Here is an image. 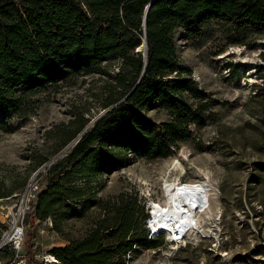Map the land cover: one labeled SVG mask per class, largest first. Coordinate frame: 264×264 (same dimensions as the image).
<instances>
[{"label": "trees", "instance_id": "obj_1", "mask_svg": "<svg viewBox=\"0 0 264 264\" xmlns=\"http://www.w3.org/2000/svg\"><path fill=\"white\" fill-rule=\"evenodd\" d=\"M149 1L0 0V111L17 112L29 96L81 74L100 73L104 62L120 58L104 103L111 108L46 168L45 185L34 203V219L51 218L54 228L90 207L100 209L82 237L50 249L59 264H125L134 245L162 243L159 234L147 241L148 229L142 231L141 225L149 215L136 196L104 199L96 194L105 175L124 167L131 156L164 157L178 148V141L191 138V124L204 123L206 105L199 104L195 114L184 98L194 82L186 77L190 70L179 66L171 32L181 24L196 37L220 20L236 38L229 43L243 45L248 36L264 34V0H154L144 30ZM143 39L146 59L136 50ZM156 105L178 108L159 130L144 114ZM76 121V127L71 122L64 129L61 143L86 124L83 118ZM45 161L34 158L36 167ZM11 191L0 187V198ZM26 264H39L33 249Z\"/></svg>", "mask_w": 264, "mask_h": 264}, {"label": "rangeland", "instance_id": "obj_2", "mask_svg": "<svg viewBox=\"0 0 264 264\" xmlns=\"http://www.w3.org/2000/svg\"><path fill=\"white\" fill-rule=\"evenodd\" d=\"M228 31V25L218 20L196 37L181 24L171 32L179 66L190 70L186 77L194 82L192 90L183 92L184 98L195 114L199 104L206 105L204 123L191 124V138L178 141V148L164 157L131 156L124 167L105 175L96 194L104 199L132 194L149 215L152 202H166V180L204 181L215 195L200 209L202 228L184 234L178 244L161 231L158 247L134 245L125 264H264V34L250 35L241 45L229 43L236 38ZM136 50L143 55V44ZM119 62L115 57L102 64L100 73L81 74L45 88L29 96L27 106L17 112L0 111V187L12 190L0 198V236L9 222L13 194L41 166H35L34 158L47 162L71 141L61 143L68 125L75 123L74 128L83 118L86 126L111 108L104 103ZM176 111L156 105L144 114L159 130ZM45 170L37 175L40 189ZM33 210L34 203L25 215L23 249L28 255L33 249L36 260L50 254L53 246L82 237L100 213L98 207H90L54 228L52 219L51 226L48 221L36 222ZM141 230H147L146 222ZM148 236L147 241L154 238Z\"/></svg>", "mask_w": 264, "mask_h": 264}, {"label": "bare ground", "instance_id": "obj_3", "mask_svg": "<svg viewBox=\"0 0 264 264\" xmlns=\"http://www.w3.org/2000/svg\"><path fill=\"white\" fill-rule=\"evenodd\" d=\"M164 192L166 194L165 203L154 201L149 206L154 219L150 222V227L165 232L170 235L169 237L175 233L186 234L194 230L197 232L203 219L200 218L199 212L205 204H208L209 197L215 195L210 185L204 181L182 183L176 179L166 180ZM175 243L178 244V240Z\"/></svg>", "mask_w": 264, "mask_h": 264}, {"label": "built area", "instance_id": "obj_4", "mask_svg": "<svg viewBox=\"0 0 264 264\" xmlns=\"http://www.w3.org/2000/svg\"><path fill=\"white\" fill-rule=\"evenodd\" d=\"M40 183L37 176L30 177L24 188L13 194L14 202L9 209V222L7 228L0 236V264H26L28 259L27 252L23 249L25 237V215L31 208L32 203L36 202L37 196L40 192ZM150 209L149 213H151ZM151 217V218H150ZM153 220L149 214L146 220L148 234L150 236L158 235L157 228L150 227V222ZM36 222L41 220L35 219ZM43 221H48L51 226V218H46ZM184 236L180 233H175L171 236L172 240H181ZM130 252L127 254L129 255ZM39 264H59V261L50 254H45L38 260Z\"/></svg>", "mask_w": 264, "mask_h": 264}, {"label": "water", "instance_id": "obj_5", "mask_svg": "<svg viewBox=\"0 0 264 264\" xmlns=\"http://www.w3.org/2000/svg\"><path fill=\"white\" fill-rule=\"evenodd\" d=\"M154 0H150L148 2V4L145 6V12H144V16H143V29L145 30V23H146V15L147 12L149 10V8L151 7L152 3ZM143 48H144V53L143 56L146 59V52H147V44H146V40H143ZM138 51V50H137ZM139 52V51H138ZM140 80V77L138 79V81ZM137 81V82H138ZM94 121V120H93ZM89 122L77 135L76 137L71 140L68 144H66L57 154H55L50 160H48L47 162L43 163L40 167H38L32 174L31 177H35L37 176L41 171L45 170L48 166H50L55 160H57L58 158H60L61 156H63L79 139L80 137L86 132V130L91 126L92 122ZM151 214V213H149ZM152 216V215H151ZM154 220V219H153ZM152 220V221H153Z\"/></svg>", "mask_w": 264, "mask_h": 264}]
</instances>
